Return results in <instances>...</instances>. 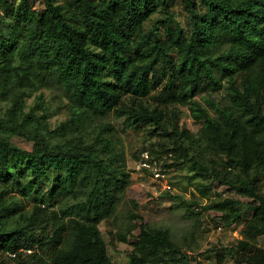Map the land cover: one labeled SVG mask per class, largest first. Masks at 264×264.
I'll list each match as a JSON object with an SVG mask.
<instances>
[{
	"label": "trees",
	"instance_id": "16d2710c",
	"mask_svg": "<svg viewBox=\"0 0 264 264\" xmlns=\"http://www.w3.org/2000/svg\"><path fill=\"white\" fill-rule=\"evenodd\" d=\"M42 2L0 0V264H114L100 224L132 172L110 116L146 131L153 156L172 153L200 194H228L203 209L241 238L212 264H264V0ZM55 85L68 115L53 128ZM118 240L130 264H203L143 221Z\"/></svg>",
	"mask_w": 264,
	"mask_h": 264
},
{
	"label": "rangeland",
	"instance_id": "374dc122",
	"mask_svg": "<svg viewBox=\"0 0 264 264\" xmlns=\"http://www.w3.org/2000/svg\"><path fill=\"white\" fill-rule=\"evenodd\" d=\"M36 9H43L42 0H30ZM176 11L181 6L175 7ZM47 100L51 102L53 115L50 118L52 127L55 128L68 115V100L59 86H53L50 90H44ZM33 101V98L30 102ZM182 123L193 132H197L200 124H197L187 107L181 108ZM103 122H109L115 127L114 139L124 151L128 160V167L132 172V183L127 191V199L118 209L114 218L101 222L104 239L108 245L109 255L114 264H130L129 252L131 246L128 243L118 240V234L124 233L128 226H134L141 221L153 227L167 228L175 241L186 244L187 253L192 254L203 264H212L214 251L225 246H232L241 238V226L227 227L222 223L213 220L207 214L203 206L220 198L228 196L223 193V188L210 191L208 196L199 193L201 179H192L188 168L177 167L170 172L167 181L159 182L153 180L149 174H139L134 171L136 160L140 154L149 146L147 141L148 133L142 129H127L121 119L110 116ZM15 143L20 146L24 141L16 138ZM169 190V191H168ZM168 192V193H167ZM222 192V193H221ZM179 195L185 200H196L200 205L193 207L197 215L189 214L191 211L182 206L176 198ZM243 201L248 199L241 198ZM27 208L33 205L31 200H24ZM137 214L141 219L134 218ZM252 216V213L245 211L242 220L245 221ZM137 232V231H135ZM133 235L129 240H132ZM260 246L264 247V237L260 239ZM194 264V263H191ZM227 264H235L230 260Z\"/></svg>",
	"mask_w": 264,
	"mask_h": 264
},
{
	"label": "built area",
	"instance_id": "2783aa9c",
	"mask_svg": "<svg viewBox=\"0 0 264 264\" xmlns=\"http://www.w3.org/2000/svg\"><path fill=\"white\" fill-rule=\"evenodd\" d=\"M172 153L166 154L161 158L155 157L149 150L143 151L138 160L134 171L139 174H149L153 180L159 182L167 181L170 178L171 168L167 166L172 162Z\"/></svg>",
	"mask_w": 264,
	"mask_h": 264
}]
</instances>
